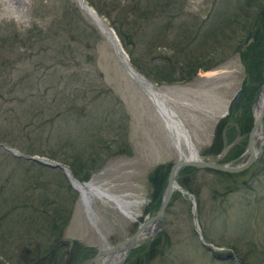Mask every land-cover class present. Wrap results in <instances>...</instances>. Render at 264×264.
<instances>
[{
    "label": "rangeland",
    "instance_id": "rangeland-1",
    "mask_svg": "<svg viewBox=\"0 0 264 264\" xmlns=\"http://www.w3.org/2000/svg\"><path fill=\"white\" fill-rule=\"evenodd\" d=\"M149 1L155 0H143L142 6ZM76 2L0 0V30L10 26L24 33L32 25L57 30L56 36L48 33L40 44L50 51L26 52V60L15 64L18 68L5 83L14 85L17 70H35L34 88L29 92L16 89L14 95L0 89V264H34L47 258L50 247L56 249L57 257L69 244L92 249L91 258L96 250L128 238L159 205L160 198H148L151 172L180 160L156 107L118 62L109 38ZM83 2L110 26L108 18ZM175 4H182L183 15L171 21L160 12L146 18L140 40L133 39L128 54L122 49L130 68L136 71L133 64L138 63L143 75L136 72L162 90L166 106L181 122L197 157L212 163L230 162L241 155L230 158L235 149H246L248 136L237 135L231 120L222 134L221 150L212 153L208 148L215 125L230 114L229 101L248 85L240 53L222 42L228 39L240 46L247 33L238 30L244 20L228 24L239 16L241 0H177ZM66 5L81 22L65 16ZM223 18L225 28H220L217 23ZM82 23L87 28L81 34ZM188 24H201L200 32L195 25L186 31ZM212 34L218 35L215 51L210 47ZM191 37L194 41L189 43ZM187 40L189 44H183ZM250 40L251 36L247 44ZM58 46H69L72 54L65 52L53 59ZM192 54L201 56L193 64L203 69L187 80L184 66H192L186 60ZM16 58L10 56L12 61ZM56 60L61 61L56 64ZM162 71L171 75L168 82L160 80ZM244 97L245 92L239 105ZM260 127L263 135L264 123ZM259 142L256 139L254 146ZM2 146L23 157L53 162L57 161L51 156L57 157L68 171L69 162L74 167L78 160L83 166L87 156L93 155L97 170L87 181L120 198L122 209L130 215L95 196H90L85 207L63 171L14 156ZM245 160L240 157L236 164ZM181 170L175 177L180 189L172 193L174 199L165 209L160 229L156 225L154 234L138 242L121 264H235L224 259L227 254L238 264H264V146L255 162L234 177L197 169L184 176ZM52 209L61 210L54 229L50 228Z\"/></svg>",
    "mask_w": 264,
    "mask_h": 264
},
{
    "label": "trees",
    "instance_id": "trees-1",
    "mask_svg": "<svg viewBox=\"0 0 264 264\" xmlns=\"http://www.w3.org/2000/svg\"><path fill=\"white\" fill-rule=\"evenodd\" d=\"M142 1L131 0V3L124 4L123 2H118L115 0H110V2H106L105 0H85V2H87L89 6L94 7V9L99 15L109 19V25L115 31V34L118 37L119 42L121 43V46L123 47L126 53H127V47L133 44V39L140 40V31L142 27V22L146 18H155L156 13L160 12L161 14H164L165 17L169 18V21H171L172 19L178 18L181 15H183L181 13L182 4H180L179 7L177 6V4H175L177 0L149 1L144 6H142L141 4ZM168 1H170V3ZM66 6H68V8L64 10L65 16H67L69 19L76 18L79 22H81V19L79 18L78 14L72 10V7L69 5ZM238 12H239V16L231 18V21L228 24L229 25L233 24L237 22L238 19L242 21L244 20L245 22L239 23L238 30L240 32H244V31L250 32L251 33L250 42L241 49L239 48L240 47L239 44L233 45L232 43H230L231 41L229 42L228 39H222V42H225L227 46L229 45V47L232 48L235 52L240 53L239 54L240 63L243 67V70L246 73L245 75L248 79V84H251L254 82L261 81L262 79L261 78L262 58L264 53V0H241V6L239 7ZM113 13L115 14V16L113 15ZM259 13L261 14L260 16H258ZM225 23L226 21H224L223 18L217 24L219 25L220 28L221 27L225 28L223 25ZM194 25L196 26L195 30L198 34L200 32L199 26H202L201 24L200 25L193 24L192 26L188 24V29L185 30L186 31L189 30L190 32L193 29ZM82 26L83 27L81 29V34L84 33L87 28V25L85 23H82ZM89 29L91 30V28ZM69 30H73V29L69 28ZM51 32L53 33L54 36H56L57 34L56 29L51 31L50 26L45 27V29H40L36 25H32L27 30H25L24 33H19L14 29V27L11 28L10 26H7L5 29L0 30V89L6 95H14L13 93H15L16 89H18L19 92H22L23 89H26L29 92L34 88V86L31 84V79L34 77L33 73L35 72V70H33L32 72L29 71L21 72L17 70L19 74L16 77L14 85L7 86L5 83L8 81L7 79L10 75V72L18 68V67L16 68L17 63H22L24 60H26L25 58L26 52H31L34 51L33 49H36V55H37L41 52L50 51L48 50L49 49L48 46H43V44L42 45L40 44L43 38L46 35H48V33L50 34ZM216 34H212V37H210L212 38L210 44L212 51H215V49H217L216 39L218 38V35ZM192 41H194V39L191 37L189 43ZM187 43L188 40L183 44H187ZM19 49H22V52H18ZM71 51L72 49L69 48V46H58V50L56 51V54L55 55L53 54L54 55L53 59L64 56L65 52L68 55H71L72 54ZM11 55L17 57L16 60L12 61V59H10ZM70 58L72 59L71 56ZM200 59L201 56L195 54H192L186 58L187 61L192 63V66H190V64L184 66L186 67L185 79L187 80L191 79L198 69L201 68L203 69V67L200 66V64H193V61L194 63H198V60ZM60 61L61 60H56L55 63L59 64ZM64 64L65 63H62V65ZM133 65L136 71H138L140 74L143 75V73H141L142 71L140 70L139 64L136 63ZM204 69L206 70L207 68ZM162 76L163 77L160 79L162 82L163 81L168 82L171 77V75H169V72L168 73L163 72ZM38 79L41 80L42 77ZM47 88L53 89L55 87L48 86ZM244 92H245V97L243 98L242 102L236 109L229 110L230 114L227 115L228 116L227 120L224 121L223 119H220L215 125L213 130V140L210 147L208 148V151L211 150L212 153H216L218 150H221L222 136H223L222 134L224 133L225 130H227L226 123L228 120H231L234 123L233 125L237 131L236 134L239 136H245L246 138V135L249 133V130L252 125L250 106L254 101L256 88H248L245 89ZM28 96L31 98L33 95L28 94ZM62 97L65 98V95L63 94ZM232 112L233 115L231 114ZM240 144L238 146H240ZM242 152L243 150L235 149L231 154L232 157L230 158H237L239 154ZM50 159L55 160L59 163L62 162L59 161L58 158L54 156H51ZM75 159L76 158H74V160ZM86 159L87 161L84 162L83 166L79 163L80 161L78 162V160H75L76 163H74V167L70 162L68 164L69 171L71 172V174L74 175L73 178H75V180H77L78 182L87 181L90 178L91 174L95 172V170H97V164L94 162L96 161V158L90 154L89 156H87ZM169 167L170 166H166V167L157 166L151 172L150 177L148 178V183L151 189L150 196L148 197L149 200L154 201L153 198H155V200L160 198V194ZM194 171L195 170L193 168H184L183 170H181V173H184V176H187L193 173ZM219 174L230 177L239 175V174L231 175L224 173H219ZM181 186L183 190L188 191L187 184L182 183ZM172 199H174V197H171L170 200ZM60 211H61L60 209L51 210L52 222H53V225H51L50 227L51 229L55 228V223L57 220L55 216L56 214H59ZM45 212H43L42 214H44ZM61 223H63V221H61ZM69 246L70 247H68V249H64L63 252H61L60 255L57 257L55 256L56 249H52L50 247L49 253L47 254L48 255L47 258L44 260L40 258L34 264H78L92 255V249L81 247L78 246L77 244H69ZM151 250L152 248H150L149 253ZM51 254L52 257L49 260V256ZM150 254H152V252ZM149 257L150 255L148 256V258ZM15 264H20V263L19 261H17Z\"/></svg>",
    "mask_w": 264,
    "mask_h": 264
},
{
    "label": "water",
    "instance_id": "water-1",
    "mask_svg": "<svg viewBox=\"0 0 264 264\" xmlns=\"http://www.w3.org/2000/svg\"><path fill=\"white\" fill-rule=\"evenodd\" d=\"M78 6L82 12H86L79 5V3H78ZM107 29L109 30V28H107ZM110 33L113 36V33L111 31H110ZM250 36H251L250 32H247L245 34V36L242 38V40L240 42V47H243L244 45L247 44ZM118 48L120 51H118L116 48L113 50L116 59L121 64V66L124 68L127 75L134 82V84L140 90L143 91L145 89V86H150V84L141 75H139L137 72H135L134 70H132L130 68V66L128 64V59H127L123 49L120 47H118ZM261 78L262 79L260 82L259 81L254 82V83H251L245 87L239 88L235 92V94L233 95V97L231 98V100L228 103V109L238 107L239 100L244 95V90L251 88V87L257 88L256 92H255V99L252 103V109L255 110V113L253 110V112H252V125H251V128H250L248 136H247L246 149L240 156V157H246V160L244 162L237 164V165H234V166H231V165L233 163L237 162L239 160V158L232 160L228 163H223V164L208 162L205 160H201L198 157H197L198 159L197 158L181 159V160L177 161L176 163H173L169 167V171L167 173V176H166V179L164 182V186H163L162 191H161L160 202H159V205L157 207L156 213L153 216H151L150 218L144 220L141 224H139L137 226L136 230L133 232V234L130 235L128 238H126V239H124L118 243H115L108 248H105L102 250H96L94 252V255L91 258L83 261L80 264H108L110 262L111 258L113 259V256L116 253L122 252L121 258L116 263V264H121V262L123 261L124 257L127 255V253L133 247H135L138 242L143 240V237L140 236V232L148 224L155 223L157 225L158 229H160L161 224H162L163 214H164L165 209L167 208V205L171 199L172 193L174 191L179 190L178 189L179 187L175 185V177L181 169L193 168V169H197V170H209V171L219 172V173L236 174V173H241L242 171L246 170L251 164H253L255 162V160L257 159V156L261 152L262 146H264V141L259 142L256 147L254 146V143H252V141H251V139L253 137V132L261 126V120L264 116V54H263V58H262ZM143 92H145V91H143ZM174 121L176 124H178L182 128V126L180 125V122L177 119ZM182 130H183V128H182ZM183 132H184L185 137L187 138L184 130H183ZM263 136H264V134H263ZM2 148L14 156L23 157V156L19 155L13 149H7L3 146H2ZM14 152H15V154H14ZM23 158H25L26 160H29L31 162H34L35 164H38V165H41V166H44L47 168L61 170L65 173L66 177L68 176V174L70 176V172L65 167H63L60 163L53 162V161H46V160H42V159H39L37 157H32V156L23 157ZM72 180H75V179L72 178ZM189 198L191 199V196H189ZM190 203L192 206L191 208H193L194 203L192 201H190ZM192 214H193V210H192ZM193 220H194V222L196 221L195 219H193ZM195 227L198 230V227L197 226H195ZM153 234H154V232H153ZM224 259L230 260L233 263L238 264L236 259L231 254H227L224 257Z\"/></svg>",
    "mask_w": 264,
    "mask_h": 264
},
{
    "label": "bare ground",
    "instance_id": "bare-ground-1",
    "mask_svg": "<svg viewBox=\"0 0 264 264\" xmlns=\"http://www.w3.org/2000/svg\"><path fill=\"white\" fill-rule=\"evenodd\" d=\"M76 1L86 11L84 13L88 17L91 18V20L94 22V24H96L98 26L100 31L102 33H104L109 38L113 48L114 49L116 48L118 51H120L118 47L122 48V46H121V43L119 42V39L116 36L113 28L111 26H106L105 24H103V22L96 16V14L92 10H90L91 8L89 9L88 6L85 5L84 2H81L82 0H76ZM107 28H109V30L113 33V36L115 38L111 35L110 31ZM143 91H145L144 93L152 101V103L156 107L160 117L164 121L165 127L170 134L174 149L176 150L177 154L179 155L180 160L181 159L197 158L193 145L184 135L183 130L185 131V129L183 128L181 122L175 117V115L171 112V110L166 106V104L163 100L162 90H160L158 88H154L153 86L150 85V86H145V89ZM230 109L231 108L228 109V112ZM176 119L180 122V125L182 126L183 130L178 124L175 123L174 120H176ZM263 121H264V116L261 120V123H264ZM260 130H261V127H259L258 129H256L253 132V137L251 139L252 143H254L256 139H259L261 141L264 139V136L260 133L261 132ZM14 154H15V152H14ZM238 158L240 160V157H238ZM237 162L233 163L231 166L237 165L236 164ZM224 174H226V173H224ZM236 174H238V173H236ZM231 175H235V174H231ZM71 177H72L71 173H70V176L68 174V176H67L68 180L73 183L74 189L80 193L81 200H82L85 207L88 206V203H89L88 200H89L90 196H95L97 198H105L106 200L114 203L126 215H130L129 211L127 212V211L122 209V207L124 206V203L119 200L120 198L118 199L117 197L108 195L105 192V190L103 191L100 187H97L96 185L92 184L91 182H88V181L86 183L85 182H78L77 180H72L73 177L72 178ZM178 189H180V187ZM155 227H156V224L151 223V224H148L140 232V236L143 237V240L148 238L149 236H152V234L155 230ZM121 256H122V252L116 253L113 256V259L111 258V260L108 264H116L117 261H119V259L121 258Z\"/></svg>",
    "mask_w": 264,
    "mask_h": 264
},
{
    "label": "flooded vegetation",
    "instance_id": "flooded-vegetation-1",
    "mask_svg": "<svg viewBox=\"0 0 264 264\" xmlns=\"http://www.w3.org/2000/svg\"><path fill=\"white\" fill-rule=\"evenodd\" d=\"M260 15H261V14L259 13L258 16H260ZM261 142H262V141H261ZM243 152H244V151H243ZM243 152H242V153H243ZM242 153H241V154H242ZM240 156H241V155H240ZM234 160H235V159H234ZM218 173H219V172H218Z\"/></svg>",
    "mask_w": 264,
    "mask_h": 264
}]
</instances>
